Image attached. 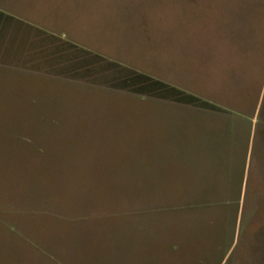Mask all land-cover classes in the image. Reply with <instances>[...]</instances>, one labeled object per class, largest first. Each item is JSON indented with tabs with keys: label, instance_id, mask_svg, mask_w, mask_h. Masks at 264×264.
Segmentation results:
<instances>
[{
	"label": "rangeland",
	"instance_id": "374dc122",
	"mask_svg": "<svg viewBox=\"0 0 264 264\" xmlns=\"http://www.w3.org/2000/svg\"><path fill=\"white\" fill-rule=\"evenodd\" d=\"M238 5L48 0L7 21L0 264H264V65L238 75Z\"/></svg>",
	"mask_w": 264,
	"mask_h": 264
},
{
	"label": "trees",
	"instance_id": "16d2710c",
	"mask_svg": "<svg viewBox=\"0 0 264 264\" xmlns=\"http://www.w3.org/2000/svg\"><path fill=\"white\" fill-rule=\"evenodd\" d=\"M236 11L238 23L237 72L238 75H243L247 72V62L249 60L264 65V0H239ZM119 77L126 80L124 76L119 75ZM129 80L128 78L127 87L133 90L141 91L147 85L148 91L173 101L212 111L226 110L224 106L208 98L187 92L179 87L169 86L167 83L160 82V85H158L157 83L146 82L143 79H132L133 83H131Z\"/></svg>",
	"mask_w": 264,
	"mask_h": 264
},
{
	"label": "crops",
	"instance_id": "0c3cea01",
	"mask_svg": "<svg viewBox=\"0 0 264 264\" xmlns=\"http://www.w3.org/2000/svg\"><path fill=\"white\" fill-rule=\"evenodd\" d=\"M47 1L48 0H0V30L10 19L26 23V19L30 17V11L32 15L41 18L39 10H41L42 7H47ZM35 10H37V12H35Z\"/></svg>",
	"mask_w": 264,
	"mask_h": 264
}]
</instances>
